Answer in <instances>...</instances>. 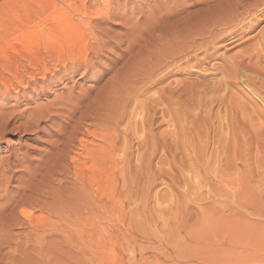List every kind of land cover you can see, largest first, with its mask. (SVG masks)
Segmentation results:
<instances>
[{
  "label": "rangeland",
  "instance_id": "374dc122",
  "mask_svg": "<svg viewBox=\"0 0 264 264\" xmlns=\"http://www.w3.org/2000/svg\"><path fill=\"white\" fill-rule=\"evenodd\" d=\"M261 4L0 0V264H264V118L237 82L224 140L198 96L233 56L263 57ZM231 14L251 28L212 43ZM111 142L105 211L84 149Z\"/></svg>",
  "mask_w": 264,
  "mask_h": 264
},
{
  "label": "bare ground",
  "instance_id": "6f19581e",
  "mask_svg": "<svg viewBox=\"0 0 264 264\" xmlns=\"http://www.w3.org/2000/svg\"><path fill=\"white\" fill-rule=\"evenodd\" d=\"M257 2H262V4L261 5H259V6H257V9H253V10H258L257 12H260L261 13V11L263 12V10H264V0H257ZM261 8V9H260ZM85 9V8H84ZM232 15V14H231ZM243 15H245V16H247L248 18H252V16L254 15V13H251V11L250 10H246L245 12H243ZM62 16V15H61ZM245 16H243V18H242V20H240L239 18L241 17V16H237L236 14L233 16L232 15V18L229 20V21H225V23H223V24H221L220 26H222V27H226V26H228L230 29H228V31L227 32H220V34H218L217 36H214V38H212V43L214 42V41H217V42H228V40H230V44L233 42L234 43V41L235 40H237V38L236 39H234L235 38V36H232V35H234V32H240L239 33V35H242V34H244V33H246L247 32V30L248 29H250L251 28V24H253V23H248V24H243L244 22H245ZM53 18H55V16L53 17ZM59 18V17H58ZM253 20V19H252ZM255 20V19H254ZM250 21V20H249ZM248 21V22H249ZM78 22V21H77ZM84 23V22H83ZM86 23V22H85ZM84 23V24H85ZM78 24V23H77ZM255 24V23H254ZM239 27V29H236V28H238ZM218 28V27H217ZM31 33V32H30ZM210 33V32H209ZM205 34H208V33H205ZM211 34V33H210ZM236 34V33H235ZM229 36H232L231 38H229L228 39V37ZM210 38V37H209ZM241 38V37H240ZM209 40H211V39H209ZM206 41V40H205ZM205 43H208V42H205ZM210 43H211V41H210ZM209 44V43H208ZM218 44V43H217ZM222 44V43H221ZM220 44V45H221ZM228 44V43H227ZM204 45H206V44H204ZM211 45V44H210ZM216 44L214 43V46H215ZM207 46H209V45H207ZM224 46V45H223ZM223 46H220V47H223ZM257 46H260V52L261 53H263L262 55H263V57H261V55H260V53L258 52L257 54H255L254 53V51L256 50L257 51V49H254V51L252 50V51H248V52H244L242 55H239V56H231L232 58H230V61L228 62V61H226V62H228L229 64H227L226 66H225V64H224V66H222V69L220 70L221 71V75H222V78L220 79V81H218L219 83H218V87H216V88H212V89H210V90H208V91H205V94H203V95H201V94H199L198 96L199 97H202V96H204V95H206V96H204V97H206V103H208L209 101H207V98H209V100L211 101V102H209V104L211 105L212 103H216V105H217V107H218V109H222L223 110V114H222V118L220 119L219 118V116H217L218 117V121L219 120H223V121H220V122H222L223 123V129L221 130L223 133H221L220 132V134H222V136H221V138H223L224 136H225V139L224 140H228V138H230L231 136L232 137H234V136H236V134H237V131H238V127H240L239 125H238V121H236V119H235V117H234V115H232V116H230V117H228L227 115H230V114H227V113H229V106L231 105V102H232V97L231 96H229L228 97V91H229V89L231 90V91H229V94H231V92H232V89H231V87L233 86L234 87V85L237 83V82H240L241 84H242V86L243 87H245V89L247 90V92H245L246 94H248V96H249V103H251V105L253 106L252 108H254V109H252L253 111L252 112H254L255 111V113H256V115L257 116H259L260 118H262V120H263V118H264V73H257L256 71H255V68L254 67H256V65L258 64L257 62H252V59H255L256 61H259V60H261V58H263L264 59V34H261V36H260V40H258V42H257ZM210 47V46H209ZM212 47V46H211ZM207 47H205V49H206ZM217 48V47H216ZM211 49H209V51H210ZM213 51V50H212ZM214 51H215V49H214ZM213 51V52H214ZM204 52H205V50H204ZM203 52V53H204ZM207 52V51H206ZM211 52V51H210ZM210 52L208 53V54H210ZM213 52H212V54H213ZM216 52L218 53V51L216 50ZM252 52L255 54V56L252 54ZM1 53V52H0ZM205 54H207V53H204V55ZM6 55V54H5ZM0 56H3V54L2 55H0ZM206 56V55H205ZM208 56H210V55H208ZM204 57V56H203ZM211 57V56H210ZM214 57V56H213ZM209 58V57H208ZM244 58H246L247 60H249L248 62H247V60H246V62L247 63H245V59ZM171 59H172V57H171ZM205 61H207V56L205 57ZM170 60V59H169ZM203 60V59H202ZM224 62V61H223ZM82 64V63H81ZM1 65V64H0ZM16 65V64H15ZM84 65V64H83ZM86 65V64H85ZM2 66V65H1ZM0 66V67H1ZM6 67H8V66H6ZM10 68V67H9ZM16 68V67H15ZM5 69V68H4ZM12 69V68H11ZM10 69V70H11ZM7 70H8V68H7ZM9 70V71H10ZM48 70V69H47ZM5 71H6V69H5ZM26 72V71H25ZM11 75H12V73H11ZM13 75H14V73H13ZM12 75V76H13ZM18 75V74H17ZM16 75V76H17ZM2 76V75H1ZM16 76L14 75V78L16 79ZM158 76V75H157ZM3 77V76H2ZM17 77H19V76H17ZM159 77V76H158ZM13 78V79H14ZM20 78V77H19ZM30 78H31V76H30ZM6 79V78H5ZM157 79V78H156ZM7 80V79H6ZM160 80V79H159ZM162 81V80H161ZM4 82H5V80H3V79H1L0 80V84H2V85H5L4 84ZM14 82H16V81H14ZM18 82L20 83L21 81L20 80H18ZM25 82V81H24ZM159 82V81H158ZM157 82V83H158ZM7 83H9L8 81H7ZM18 83V84H19ZM16 84H17V82H16ZM25 84V83H24ZM23 84V85H24ZM22 84H20V86H21ZM26 86V85H25ZM207 86V85H206ZM239 86V85H238ZM210 87H212V86H210ZM210 87H208V88H210ZM242 87V88H243ZM201 88V87H200ZM203 88H205V90H206V88L207 87H203ZM202 88V89H203ZM244 88H243V90H245ZM234 90V89H233ZM6 91V90H5ZM226 91H227V94H225L226 93ZM158 92V91H157ZM203 92V91H202ZM161 93V92H160ZM198 93H199V91H198ZM225 94V95H224ZM201 95V96H200ZM192 96H193V93H192ZM187 97V96H186ZM204 97H203V99H204ZM234 97V96H233ZM194 98V97H193ZM201 99V98H200ZM202 99V100H203ZM235 99V98H234ZM160 100V99H159ZM205 100V99H204ZM205 103V107L207 108V106H208V104H206ZM243 103V102H242ZM202 104V103H201ZM187 105V104H186ZM207 105V106H206ZM209 105V106H210ZM243 105H245V104H243ZM188 106V105H187ZM246 106H248V105H246ZM216 107V108H217ZM231 107V106H230ZM243 106H241V108H242ZM244 109H246L247 107H243ZM251 109V108H250ZM210 110V109H209ZM228 110V111H227ZM248 110V109H247ZM217 112H220V111H218V110H216ZM249 111V110H248ZM251 111V110H250ZM206 112V111H205ZM208 112H210V111H208ZM216 112V113H217ZM236 112V111H235ZM131 113V112H130ZM231 113H233V112H231ZM251 113V112H250ZM133 114V113H132ZM143 113L142 112H138L137 111V113H136V115H135V117H138V120H140V126L142 127L141 129H145V116L144 115H142ZM219 113H217V115H218ZM235 114V113H234ZM251 117V116H250ZM258 117V118H259ZM134 118V117H133ZM254 118V117H253ZM135 119V118H134ZM254 120H255V118H254ZM137 121V120H136ZM220 122H218L219 124H220ZM260 122H261V120H260ZM262 124V123H261ZM263 124H264V122H263ZM220 126V125H219ZM83 127V126H82ZM221 127V126H220ZM243 127V126H242ZM258 127V126H257ZM219 128V127H218ZM219 130H220V128H219ZM239 130H241V129H239ZM81 131V130H80ZM85 131L86 132H88V130H86L85 129ZM102 131H104V130H102ZM239 132V131H238ZM243 132V131H242ZM241 132V133H242ZM92 133V132H91ZM225 134V135H224ZM94 135V134H93ZM104 135H105V133L103 134V137H104ZM224 135V136H223ZM101 136H102V134H101ZM220 136V135H219ZM84 137V136H83ZM82 139V138H81ZM233 140V139H232ZM264 140V139H263ZM102 141H103V139H102ZM221 141V140H220ZM230 141V140H229ZM226 144V143H225ZM104 145H105V143H104ZM122 146H124V145H121L120 147H122ZM125 146H126V144H125ZM220 147V146H219ZM119 148V147H118ZM117 148V149H118ZM120 149V148H119ZM230 149V148H229ZM125 150V149H124ZM124 150H123V152H124ZM84 151H85V161H86V159L88 160V164H90L88 167V174H87V176L85 177V182H86V184L88 185V187H89V189H92V188H96L97 187V189L96 190H98V191H100V194H101V191H102V195H103V197L105 196V198H106V201H104V202H100L101 203V205L103 206V209H105V211H107V210H111V209H113V206H115V202H116V196L114 195V193L112 192V189H111V187H110V183H111V180H112V178H113V169H114V166H113V148H112V142H111V145H107V146H103V145H91L89 148H87V149H84ZM115 153V152H114ZM116 154V153H115ZM114 154V155H115ZM227 155V154H226ZM76 157V156H75ZM75 157L74 158H71V163H74L75 162ZM217 157V156H216ZM204 158V157H203ZM224 158V157H223ZM112 160V161H111ZM225 160V159H224ZM84 161V162H85ZM69 163V162H68ZM215 163H217V162H215ZM219 163V162H218ZM78 164V163H77ZM81 164V163H80ZM88 164H86V165H88ZM78 167H79V165H78ZM86 167V166H85ZM73 168V167H72ZM82 168V167H81ZM191 168V167H190ZM209 168H212V166H210ZM216 168V167H215ZM218 168V167H217ZM84 169V168H83ZM205 169V168H204ZM213 169V168H212ZM216 170V169H215ZM74 171H76V170H74ZM73 171V172H74ZM85 172V171H84ZM212 172V171H211ZM215 172V171H214ZM80 174H81V172H79ZM196 173V172H195ZM219 174V173H218ZM78 178V177H77ZM84 178V177H83ZM192 178V177H191ZM199 178V177H198ZM77 180V179H76ZM194 180V179H193ZM193 180H191L192 181V183H193ZM195 181H196V179H195ZM79 183H81L80 182V180L78 181ZM222 183V182H221ZM82 185V184H81ZM195 185V184H194ZM93 186H95V187H93ZM198 186V185H197ZM196 187V186H195ZM97 191H95V193H96ZM101 196V195H100ZM115 196V197H114ZM102 197V198H103ZM98 201H99V199H98ZM158 202V201H157ZM158 204V203H157ZM165 204V203H164ZM100 205V206H101ZM102 206H101V208H102ZM24 214H25V217H30L29 216V213L28 212H23ZM90 241L93 243V242H95V238L94 237H90Z\"/></svg>",
  "mask_w": 264,
  "mask_h": 264
}]
</instances>
